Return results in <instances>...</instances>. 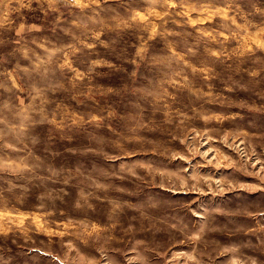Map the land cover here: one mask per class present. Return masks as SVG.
Returning a JSON list of instances; mask_svg holds the SVG:
<instances>
[{
	"label": "rangeland",
	"instance_id": "374dc122",
	"mask_svg": "<svg viewBox=\"0 0 264 264\" xmlns=\"http://www.w3.org/2000/svg\"><path fill=\"white\" fill-rule=\"evenodd\" d=\"M263 46L264 0H0V264H264Z\"/></svg>",
	"mask_w": 264,
	"mask_h": 264
},
{
	"label": "bare ground",
	"instance_id": "6f19581e",
	"mask_svg": "<svg viewBox=\"0 0 264 264\" xmlns=\"http://www.w3.org/2000/svg\"><path fill=\"white\" fill-rule=\"evenodd\" d=\"M260 45H262V44H260ZM264 47V46H263Z\"/></svg>",
	"mask_w": 264,
	"mask_h": 264
}]
</instances>
